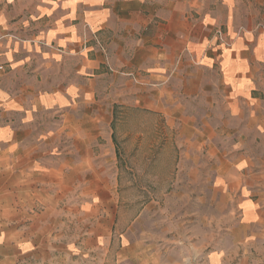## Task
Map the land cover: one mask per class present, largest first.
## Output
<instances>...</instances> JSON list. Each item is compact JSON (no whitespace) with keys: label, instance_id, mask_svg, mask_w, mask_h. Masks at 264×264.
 <instances>
[{"label":"crops","instance_id":"1","mask_svg":"<svg viewBox=\"0 0 264 264\" xmlns=\"http://www.w3.org/2000/svg\"><path fill=\"white\" fill-rule=\"evenodd\" d=\"M108 70L158 84L165 102L206 89L204 143L222 150L213 182L262 236L264 0H0V264L67 262L64 200L85 174V129L39 143L37 119L79 118L68 108Z\"/></svg>","mask_w":264,"mask_h":264},{"label":"rangeland","instance_id":"2","mask_svg":"<svg viewBox=\"0 0 264 264\" xmlns=\"http://www.w3.org/2000/svg\"><path fill=\"white\" fill-rule=\"evenodd\" d=\"M180 91L165 102L158 84L108 70L68 108L79 118L39 114V143L57 127L85 129V174L64 200L65 264H264V234L240 224L238 194L213 182L222 150L204 143L206 89Z\"/></svg>","mask_w":264,"mask_h":264}]
</instances>
